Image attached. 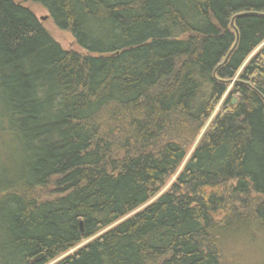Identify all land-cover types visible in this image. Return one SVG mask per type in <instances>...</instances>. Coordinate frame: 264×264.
<instances>
[{"label": "trees", "instance_id": "obj_1", "mask_svg": "<svg viewBox=\"0 0 264 264\" xmlns=\"http://www.w3.org/2000/svg\"><path fill=\"white\" fill-rule=\"evenodd\" d=\"M23 1L85 54L0 0V264H264V0Z\"/></svg>", "mask_w": 264, "mask_h": 264}, {"label": "rangeland", "instance_id": "obj_2", "mask_svg": "<svg viewBox=\"0 0 264 264\" xmlns=\"http://www.w3.org/2000/svg\"><path fill=\"white\" fill-rule=\"evenodd\" d=\"M17 2L23 4L24 6L30 8L34 14L38 17V19L41 21L42 25L45 27V29L49 32V34L62 46V48L64 50H73V51H76V52H79V53H82V54H85V52L78 47L77 43L75 42L73 36L71 35L70 32L68 31H61L60 29H58L55 24L53 23V21L51 20V18L49 17V14L48 12H46L45 10L41 9L39 6H35L33 4H30V3H26L24 2L23 0H16ZM45 18V19H43ZM262 48V46H260L247 60L246 63H248L253 57H255V55L258 53V51ZM246 65V64H245ZM241 73V70L240 72ZM231 88V86H230ZM220 107V106H219ZM219 108H217L215 110V114H217V112L219 111L218 110ZM213 118V117H212ZM212 119L208 121L207 125H206V128L204 129V131L202 132V134H204V132L208 129L210 123H211ZM201 134V136H202ZM0 135H2L3 137V141H4V144H6V140H9V137H5V135H3L1 133V127H0ZM200 136V138H201ZM4 137H5V140H4ZM200 138L198 139V141L196 143L199 142ZM1 140V139H0ZM195 143V145H196ZM194 145V146H195ZM4 148V145L3 143L1 144L0 143V175L2 174V171L5 169H8L9 167H13L15 166L14 164H10V157L8 155H3L2 156V152H3V149ZM194 147L191 148V150L189 151V154H188V157L187 159L190 157V154L191 152L193 151ZM3 169H2V167ZM183 165L178 169V171L171 177H169L166 182H165V185L163 186V188L161 189V191L149 202L147 203L145 206L141 207L139 210H136L135 212L131 213L129 216H127L126 218L130 217V216H133L134 214H136L138 211L142 210L143 208H145L147 205H149L150 203L154 202L162 193L168 191L172 184L176 181V178L177 176L179 175V173L183 170ZM40 196L44 199H50L53 197L52 195V188L49 187V188H46L44 189L43 191H41L40 193ZM125 220V219H123ZM122 221V220H121ZM120 221V222H121ZM119 223V222H118ZM113 227V226H112ZM110 227V228H112ZM109 228V229H110ZM108 230V229H107ZM91 240L93 239H88L84 242H82L80 245H78L77 247H75L74 249L70 250L69 252H67L66 254H63L62 256H60L56 261H53L51 262L50 264H53L55 262H57L58 260L64 258L65 256L69 255V254H73L78 248L86 245L88 242H90Z\"/></svg>", "mask_w": 264, "mask_h": 264}, {"label": "water", "instance_id": "obj_3", "mask_svg": "<svg viewBox=\"0 0 264 264\" xmlns=\"http://www.w3.org/2000/svg\"><path fill=\"white\" fill-rule=\"evenodd\" d=\"M249 15H252V13H241V14H237L233 17L232 21H231V29L234 30L235 34H236V41H235V44L233 46V48L231 49V51L228 53L227 57L225 58V61L219 66L222 67L224 64H226L228 62V60L230 59L231 55L235 52L237 46H238V43H239V31L236 27V20L240 19V18H243V17H246V16H249ZM45 19V18H43ZM236 81L233 80L231 81L230 83L233 84L235 83ZM235 102V101H234ZM44 255H40L38 257L35 258V261H39Z\"/></svg>", "mask_w": 264, "mask_h": 264}]
</instances>
